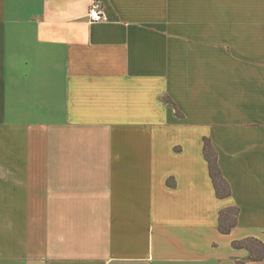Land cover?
I'll use <instances>...</instances> for the list:
<instances>
[{
	"label": "crops",
	"instance_id": "1",
	"mask_svg": "<svg viewBox=\"0 0 264 264\" xmlns=\"http://www.w3.org/2000/svg\"><path fill=\"white\" fill-rule=\"evenodd\" d=\"M247 238L264 244V0H0V264H264Z\"/></svg>",
	"mask_w": 264,
	"mask_h": 264
},
{
	"label": "trees",
	"instance_id": "2",
	"mask_svg": "<svg viewBox=\"0 0 264 264\" xmlns=\"http://www.w3.org/2000/svg\"><path fill=\"white\" fill-rule=\"evenodd\" d=\"M177 113L178 115H181L179 111ZM204 156L209 163L210 176L216 190V195L218 196V198H225L230 196V185L223 177L222 172L218 166L217 153L214 150L211 142L207 139L204 143ZM238 216V208L230 207L222 210L219 217L220 233L224 235L230 234L232 229L238 224ZM232 245L236 249H247L250 252L249 259L252 262L259 263L264 259V244L256 238H247L241 241H235L232 243Z\"/></svg>",
	"mask_w": 264,
	"mask_h": 264
},
{
	"label": "built area",
	"instance_id": "3",
	"mask_svg": "<svg viewBox=\"0 0 264 264\" xmlns=\"http://www.w3.org/2000/svg\"><path fill=\"white\" fill-rule=\"evenodd\" d=\"M89 18L91 19V21L94 22L102 21L105 19V14L103 12V8L101 4L99 3L93 4L89 12Z\"/></svg>",
	"mask_w": 264,
	"mask_h": 264
}]
</instances>
